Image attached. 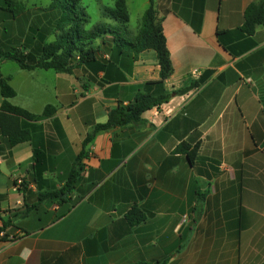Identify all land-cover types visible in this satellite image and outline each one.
Wrapping results in <instances>:
<instances>
[{
  "label": "crops",
  "instance_id": "1",
  "mask_svg": "<svg viewBox=\"0 0 264 264\" xmlns=\"http://www.w3.org/2000/svg\"><path fill=\"white\" fill-rule=\"evenodd\" d=\"M16 1L23 9L12 15L0 0V46L35 52L54 39L55 9ZM254 1L126 0L129 41L155 9L172 64L161 83L154 50L111 35L72 73L0 64L11 104L54 108L22 121L28 141L9 146L0 133V264L264 262V23L240 29ZM139 92L170 96L138 121L93 131ZM181 142L197 145L191 159ZM72 168L63 200L41 197Z\"/></svg>",
  "mask_w": 264,
  "mask_h": 264
},
{
  "label": "trees",
  "instance_id": "2",
  "mask_svg": "<svg viewBox=\"0 0 264 264\" xmlns=\"http://www.w3.org/2000/svg\"><path fill=\"white\" fill-rule=\"evenodd\" d=\"M2 2L6 10L10 11L12 15L23 9V6L16 0H2ZM48 7L57 9L60 12V16L55 23V31L57 30V32L54 33V39L44 42L35 52L24 53L18 47L0 46V64L6 60H11L16 62L22 69L43 68L72 73L74 59H76V62L94 59L97 51L96 41L106 35H111L117 45L127 43L136 51L143 49L155 51L160 74L158 83H161L172 73V64L165 37L161 25L156 19L155 9L151 4L141 17L138 34L131 41L126 38V34L129 33V15L126 0H115L113 7H101L102 16L114 20L116 24L100 22L90 28H85L86 23L89 22V16L81 5V0H50ZM263 23L264 0L249 3L243 13L241 31L250 35L254 32L256 26ZM8 79L9 76H3L0 71V93L4 97L0 105V133L6 137L9 146H14L31 138L30 129L22 124L23 120L32 121L47 116L54 111V108L47 105L42 113L37 115L11 104L7 98L14 96L15 92L9 85ZM199 82L200 80L193 81L188 86L175 92L184 93L197 86ZM169 96L168 94L154 96L139 92L132 102L119 104L110 109L106 120L103 123L96 124L93 131L138 121L143 111L154 106L158 107L162 102H166ZM87 139H89V136ZM177 149L188 152L191 159L193 153L197 150V145L189 150L188 144L181 142ZM75 180L76 173L72 168L67 181L60 189L43 193L41 197H58L63 200V195L71 190ZM142 217L143 215L135 207L127 213V218L131 224H136ZM0 239L6 240V235L0 236ZM260 264H264V262Z\"/></svg>",
  "mask_w": 264,
  "mask_h": 264
},
{
  "label": "rangeland",
  "instance_id": "3",
  "mask_svg": "<svg viewBox=\"0 0 264 264\" xmlns=\"http://www.w3.org/2000/svg\"><path fill=\"white\" fill-rule=\"evenodd\" d=\"M31 1L47 2L49 0H31ZM81 5L85 8V11L89 16V22L86 23L85 28H90L94 24L104 22L106 20L101 14V7H103V6L113 7L114 6V0H81ZM55 13H56L55 18L57 20V18L60 16V12H59V10L56 9ZM42 29H45V27H42ZM54 32H57V30ZM9 63H11L13 65L15 64L12 61ZM4 70H7V69L4 68Z\"/></svg>",
  "mask_w": 264,
  "mask_h": 264
},
{
  "label": "built area",
  "instance_id": "4",
  "mask_svg": "<svg viewBox=\"0 0 264 264\" xmlns=\"http://www.w3.org/2000/svg\"><path fill=\"white\" fill-rule=\"evenodd\" d=\"M0 227H1V220H0ZM0 235H3V232L0 230Z\"/></svg>",
  "mask_w": 264,
  "mask_h": 264
}]
</instances>
